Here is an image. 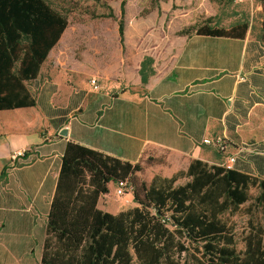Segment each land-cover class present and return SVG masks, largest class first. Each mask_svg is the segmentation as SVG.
<instances>
[{"label": "crops", "instance_id": "obj_1", "mask_svg": "<svg viewBox=\"0 0 264 264\" xmlns=\"http://www.w3.org/2000/svg\"><path fill=\"white\" fill-rule=\"evenodd\" d=\"M158 56L147 83L140 76L131 84L125 75L123 88L118 77L98 90L83 80L62 96L56 76L42 89L46 103L64 111L55 118L44 114L52 130L17 132L9 126L16 119L0 121V264H41L69 142L133 165L156 151L167 153V163L151 168L149 182L156 175L171 178L194 160L223 165L234 157L231 168L255 176L257 167L264 170L258 153L241 147L253 142L248 124L264 104L262 45L248 33L245 39L192 33L170 38ZM57 118L65 123L52 124ZM64 128L67 137L60 136ZM218 138L226 143L224 154L204 143ZM26 150V159L15 166L11 155Z\"/></svg>", "mask_w": 264, "mask_h": 264}, {"label": "trees", "instance_id": "obj_2", "mask_svg": "<svg viewBox=\"0 0 264 264\" xmlns=\"http://www.w3.org/2000/svg\"><path fill=\"white\" fill-rule=\"evenodd\" d=\"M260 4L264 14V0ZM125 5L123 1V17ZM67 28L64 13L47 0H0V112L39 107L47 117L63 115L46 103L44 91L36 98L24 83L38 78ZM248 29L247 23L230 28L203 24L191 32L245 39ZM261 30L264 41V17ZM119 34L123 40L124 20ZM146 71L140 70L142 83L149 80ZM57 121L65 123L59 118L51 123ZM260 149L264 151V143ZM263 153L256 156L264 160ZM28 154L24 151L22 158ZM257 170L259 176L194 160L171 178L156 175L146 182L138 177L140 164L69 142L41 264H264L262 222L249 219L238 233L231 218L242 212L252 215L253 190H260L255 201L264 218V170ZM180 179L185 183L177 184ZM120 182H127L137 206L118 214L101 210L99 201L110 193L109 185Z\"/></svg>", "mask_w": 264, "mask_h": 264}, {"label": "rangeland", "instance_id": "obj_3", "mask_svg": "<svg viewBox=\"0 0 264 264\" xmlns=\"http://www.w3.org/2000/svg\"><path fill=\"white\" fill-rule=\"evenodd\" d=\"M52 7L60 10L68 20V28L50 58L42 65L36 80L24 83L28 91L38 98L45 85L52 83L57 76L61 79L62 96L67 89L76 88L85 80H93L102 88L109 87L112 79L122 80L121 88L126 86L125 75L130 83L140 79L139 69L145 68L146 75L151 70L171 35L189 34L192 27L210 24L220 28H230L239 23L249 25L248 34L264 48L261 21L264 14L260 0H47ZM125 2V15L121 14L122 2ZM124 20V35L121 40L119 28ZM157 49H160L159 52ZM157 57V58H156ZM264 69V64L261 66ZM124 79V80H123ZM140 87H143L140 86ZM17 132H39L52 130L53 127L39 107L27 111L18 110L0 112V121H11ZM17 122L19 124H17ZM16 123V124H15ZM3 125V124H2ZM7 126V125H6ZM253 142L241 145L251 151L262 153L260 145L264 142V104L257 116L247 128ZM220 139V138H218ZM225 145L223 139H220ZM240 146V145H239ZM217 148V147H216ZM220 154L221 152L217 148ZM168 154L156 151L152 159L143 161L141 180L149 182L151 168L158 163H167ZM15 166L19 158L11 155ZM20 162V161H18ZM162 163V164H164ZM223 165L227 164L224 161ZM227 167V166H226ZM185 183L180 179L177 184ZM110 193L100 202V208L111 214H118L137 206L130 187L118 192V186L111 184ZM260 190H253L256 198ZM251 202L252 215L237 213L231 216L238 233L246 227L249 219H258L264 225L263 207ZM246 204L244 207H248ZM227 213L225 216H228ZM242 247V244L239 245Z\"/></svg>", "mask_w": 264, "mask_h": 264}, {"label": "built area", "instance_id": "obj_4", "mask_svg": "<svg viewBox=\"0 0 264 264\" xmlns=\"http://www.w3.org/2000/svg\"><path fill=\"white\" fill-rule=\"evenodd\" d=\"M91 84L95 90H98L99 85L97 84L96 80H93L91 82ZM204 143L205 144H212L213 143L221 152H225V145H223V142L220 139H216L214 142H211L210 140H205ZM22 157H24V151L18 152L17 154H15V158H22ZM235 161H236V159L234 157H231L229 159V164L233 165L235 163ZM226 166H227V168H231V167H229V165H226ZM116 185L118 186V192L119 193H122L123 189L129 187L127 182H120V183H117ZM130 192H132V190Z\"/></svg>", "mask_w": 264, "mask_h": 264}, {"label": "water", "instance_id": "obj_5", "mask_svg": "<svg viewBox=\"0 0 264 264\" xmlns=\"http://www.w3.org/2000/svg\"><path fill=\"white\" fill-rule=\"evenodd\" d=\"M60 136L67 137L68 136V130L66 128L62 129L60 131Z\"/></svg>", "mask_w": 264, "mask_h": 264}]
</instances>
